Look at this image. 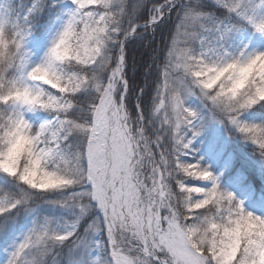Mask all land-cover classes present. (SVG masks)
<instances>
[{
    "label": "snow or ice",
    "instance_id": "obj_1",
    "mask_svg": "<svg viewBox=\"0 0 264 264\" xmlns=\"http://www.w3.org/2000/svg\"><path fill=\"white\" fill-rule=\"evenodd\" d=\"M0 264H264V0H0Z\"/></svg>",
    "mask_w": 264,
    "mask_h": 264
}]
</instances>
